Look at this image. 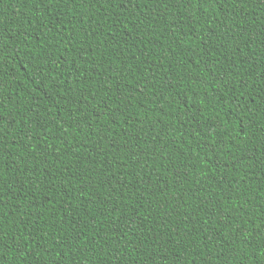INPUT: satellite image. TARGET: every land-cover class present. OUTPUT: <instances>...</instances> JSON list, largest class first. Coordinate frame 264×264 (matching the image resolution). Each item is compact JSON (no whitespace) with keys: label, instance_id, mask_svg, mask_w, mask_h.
<instances>
[{"label":"trees","instance_id":"16d2710c","mask_svg":"<svg viewBox=\"0 0 264 264\" xmlns=\"http://www.w3.org/2000/svg\"><path fill=\"white\" fill-rule=\"evenodd\" d=\"M229 7L227 20L194 9L193 24L152 0H0V124L25 136L0 165V264H243L260 251L229 242L264 228V12Z\"/></svg>","mask_w":264,"mask_h":264},{"label":"snow or ice","instance_id":"6c2138e0","mask_svg":"<svg viewBox=\"0 0 264 264\" xmlns=\"http://www.w3.org/2000/svg\"><path fill=\"white\" fill-rule=\"evenodd\" d=\"M40 3H51L57 6L60 5H71V4H85V5H99L103 7L104 4H108L109 7H115L117 0H39ZM152 2L156 5V7H159V5L163 4L166 8H176L180 9L182 13H188L187 19L190 20L193 24L196 22V17L192 16L191 13L195 9V11L199 12L201 16H207L208 13L206 11L207 6H219L220 10L224 11L226 20L230 18V14H234L231 7H229L227 10L223 9L224 4L229 5H237L239 7H253L254 10L258 9L260 12H264V0H152ZM120 4H124L125 0H119ZM139 0H127V4H133L138 6ZM59 10V8H58ZM152 16L156 15L155 11H152ZM185 17L181 15L180 19L181 21ZM213 23L217 22V20H213ZM204 23H208L207 20L204 21ZM0 24H2V19H0ZM148 24H151V21H148ZM179 26V25H177ZM66 29H63L61 31H64ZM0 35H2V32H0ZM260 35H264V31L260 33ZM173 36L175 37V33L173 32ZM199 38V37H198ZM211 38V37H210ZM219 39V37H218ZM235 39V37H233ZM229 67H234V65H230ZM223 79V85L225 87H232L233 81L229 79L227 75L222 74ZM256 79L264 80V76L257 77ZM35 83V81H34ZM248 81H245L243 83H240L241 89H246L248 87ZM111 89H109L110 91ZM235 91V89H233ZM261 92H264V86L260 88ZM244 95L243 92H241V97ZM255 102L254 100L252 101ZM242 103H247V101L242 100L240 97H237L236 104L239 106ZM251 110V109H249ZM13 122L9 121L7 127H5L3 124H0V165H3L5 162V158H11L12 153L7 150L5 145L8 143L9 138H12L13 141H15L17 144H23L25 142V136H14L13 135ZM25 135H28V133H25ZM42 138V137H41ZM249 160L254 159V156H248L246 157ZM243 167V165H241ZM3 175H2V169H0V197L3 195ZM111 181H109L110 183ZM90 183V181H89ZM229 198H231V194L229 195ZM113 210H119L117 205H113ZM238 211H240V221L248 222L250 221L251 217L250 215H246L243 211V205L238 206ZM229 226L231 225V222L235 219V217H228ZM220 235H223V233H220ZM5 229H4V217L3 214L0 213V249H3L5 241ZM35 241L33 240V243ZM255 242L256 248L260 249L259 252H255L250 250L247 254L243 256V264H264V228L258 229V239L254 238V240H249L244 236V231H239L238 233L233 234V240L229 242V245L231 243L236 244H251ZM229 245H225V247H228ZM219 246V245H218ZM23 250H21L22 252ZM139 251V249H137ZM236 251L235 248L232 249V252L234 253ZM242 251V249H241ZM163 259V257H162ZM233 260H236V256L233 255ZM23 264V262H22ZM227 264V262H226Z\"/></svg>","mask_w":264,"mask_h":264}]
</instances>
